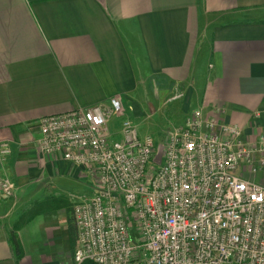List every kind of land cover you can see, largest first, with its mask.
<instances>
[{"label":"crops","instance_id":"obj_1","mask_svg":"<svg viewBox=\"0 0 264 264\" xmlns=\"http://www.w3.org/2000/svg\"><path fill=\"white\" fill-rule=\"evenodd\" d=\"M177 85L187 111L248 141L264 134V0H0V172L13 185L0 264H74L71 206L93 192L85 172L38 150L37 119L113 96L130 108L135 92L161 103Z\"/></svg>","mask_w":264,"mask_h":264},{"label":"built area","instance_id":"obj_2","mask_svg":"<svg viewBox=\"0 0 264 264\" xmlns=\"http://www.w3.org/2000/svg\"><path fill=\"white\" fill-rule=\"evenodd\" d=\"M36 124L38 150L92 180L71 206L74 264H264V186L253 179L264 175V134L248 141L196 107L160 144L138 134L118 96ZM8 154L0 141V161ZM12 191L0 172V197Z\"/></svg>","mask_w":264,"mask_h":264},{"label":"rangeland","instance_id":"obj_3","mask_svg":"<svg viewBox=\"0 0 264 264\" xmlns=\"http://www.w3.org/2000/svg\"><path fill=\"white\" fill-rule=\"evenodd\" d=\"M148 95L147 93H133V102L130 108L126 106V111L129 114V119L135 123L138 134H150L157 143L161 144L167 132L179 123L188 110L187 104L186 107H183L185 92L182 86H171L161 103L158 99H152L154 101L150 105H148V99L144 98ZM119 121L118 116H113L109 121V128L116 136L118 135ZM89 180L92 182L91 179ZM81 187L82 190H89L91 185L85 184V180H82ZM133 235L136 236V234Z\"/></svg>","mask_w":264,"mask_h":264},{"label":"trees","instance_id":"obj_4","mask_svg":"<svg viewBox=\"0 0 264 264\" xmlns=\"http://www.w3.org/2000/svg\"><path fill=\"white\" fill-rule=\"evenodd\" d=\"M32 212H33V210H30V212H27V214L29 215ZM20 221H21V219L18 220V223ZM68 230H69V235H70L71 241H74V227H73L72 223H68ZM8 240H9V242H10L12 248H13L14 255L18 256L20 254V248H19V245H18V243L16 241V237H15V234H14L13 231H10ZM80 264H95V263H93L92 261H84V262H82Z\"/></svg>","mask_w":264,"mask_h":264}]
</instances>
